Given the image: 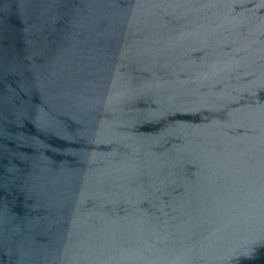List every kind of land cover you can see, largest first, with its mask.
<instances>
[{
	"label": "water",
	"instance_id": "1",
	"mask_svg": "<svg viewBox=\"0 0 264 264\" xmlns=\"http://www.w3.org/2000/svg\"><path fill=\"white\" fill-rule=\"evenodd\" d=\"M0 264H264V16L143 106L0 172Z\"/></svg>",
	"mask_w": 264,
	"mask_h": 264
}]
</instances>
